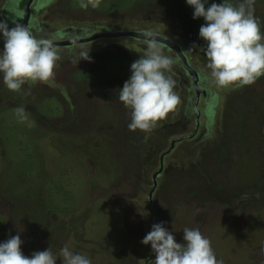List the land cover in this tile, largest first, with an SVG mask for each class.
<instances>
[{"label": "rangeland", "instance_id": "1", "mask_svg": "<svg viewBox=\"0 0 264 264\" xmlns=\"http://www.w3.org/2000/svg\"><path fill=\"white\" fill-rule=\"evenodd\" d=\"M58 9L61 20L93 32L104 25L169 31L202 74L211 122L201 97L196 129L191 79L175 52L161 46L175 61L168 74L180 103L150 132L129 130L130 110L116 96L148 44L130 36L58 48L54 77L21 92L0 78V242L20 231L29 257L69 245L92 264H153L151 246L141 241L164 223L178 243L185 228L200 229L223 264H264V77L219 86L205 68V21L193 19L186 0H98L87 8L63 0ZM46 12L43 20H59ZM254 16L264 31V0H256Z\"/></svg>", "mask_w": 264, "mask_h": 264}, {"label": "clouds", "instance_id": "2", "mask_svg": "<svg viewBox=\"0 0 264 264\" xmlns=\"http://www.w3.org/2000/svg\"><path fill=\"white\" fill-rule=\"evenodd\" d=\"M255 2L238 0L234 5L230 0H186L193 9V19L205 21L199 29L208 58L205 68L219 86L250 85L264 77V31L254 16ZM89 3L98 6V0H81V7L87 8ZM0 38V78L8 90L21 92L26 83L48 82L54 77L61 55L50 39L38 38L23 24L9 27L5 19H0ZM174 63L153 38L145 55L131 64L130 78L116 96L130 110L129 130L150 132L176 109L180 96L174 90L176 81L168 74ZM15 114L21 121L26 119L23 107ZM141 243L151 246L153 264H223L198 228H185L183 243H178L164 223H157ZM22 244L20 231L0 242V264H92L88 255L69 245L58 253L49 247L29 257L22 252Z\"/></svg>", "mask_w": 264, "mask_h": 264}, {"label": "flooded vegetation", "instance_id": "3", "mask_svg": "<svg viewBox=\"0 0 264 264\" xmlns=\"http://www.w3.org/2000/svg\"><path fill=\"white\" fill-rule=\"evenodd\" d=\"M29 0H5L4 3L2 4V17L3 19L7 20L8 23L10 24H22L23 21L25 20V16H27L26 23L25 25L28 26L31 31L33 32L34 35H36L38 38H45V39H50L53 44L58 48H64V49H71L75 47H80L83 44H90V43H96L97 40L100 39H111L114 40L115 38H121V37H126L129 35H113L115 33L119 32H126V31H133L132 29H125L126 27H118L114 29L112 26H102L101 31H95L93 32L91 28H88L86 26L87 24L83 25L80 22H77L76 20L70 19L68 21L61 20L63 17L59 16V4H62L63 0H32L26 7V4ZM65 1V0H64ZM43 8L47 11L46 14L50 13L49 15H57L58 13V21L55 20L54 18L43 20V17L41 16V10ZM61 18V19H60ZM82 24V25H80ZM54 25V27H53ZM93 32V33H92ZM144 32L148 33L146 30ZM149 34V33H148ZM149 36H156L161 37L162 39H165V41H168L170 43L169 46L165 43H160L161 46H163L166 49L173 50L175 54L182 60L180 54H182L185 57L187 66L193 70L194 72L197 73L198 76V82H197V87L193 84V79L194 77L188 72L185 64L182 62L184 69L187 73V75L191 79V83L194 89V93L196 95L195 103H194V111H196L197 117H196V129L199 127V110H198V102L200 101V98H205V103H206V108L205 112L207 115L206 121L208 123L211 122V115H212V105L213 101L208 98L209 93L208 91L199 85V82H202V74L195 70L193 67L188 62L187 56L185 51L183 50L182 43L180 40L176 37H173V34L169 33V31H159L155 30L152 33L149 34ZM133 37V36H130ZM133 38H138V37H133ZM142 39V38H139ZM146 41L147 43L149 40L147 39H142ZM68 42V43H67ZM100 47V46H96ZM112 61H118V59L114 58ZM125 69L124 67H122ZM195 129V130H196ZM174 142V141H173ZM172 142V146L173 143ZM169 152V149L166 150L161 156H160V167L163 166V160L165 155ZM163 168V167H162ZM160 169V168H159ZM163 169L156 175V177L153 176V185L151 190L155 188L156 185V178L160 175ZM158 171V170H157ZM156 171V172H157ZM155 175V174H154ZM155 182V184H154ZM152 191L150 192L152 194ZM149 201V200H148ZM152 251V249H150ZM149 251V252H150ZM151 254L149 253V257ZM147 262V261H146Z\"/></svg>", "mask_w": 264, "mask_h": 264}, {"label": "water", "instance_id": "4", "mask_svg": "<svg viewBox=\"0 0 264 264\" xmlns=\"http://www.w3.org/2000/svg\"><path fill=\"white\" fill-rule=\"evenodd\" d=\"M30 1H32V0H29L28 2H27V4H26V7L28 6V4L30 3ZM26 19H27V16H25V20L23 21V25H25V23H26ZM113 35H129V36H133V37H138V38H142V39H147V40H150V39H156V40H158V41H160V42H162V43H165V44H167V45H169V46H172V45H170V43L168 42V41H165V39H162L161 37H157L156 38V36H149V34L148 33H146V32H144V31H126V32H119V33H115V34H113ZM68 43V42H67ZM180 56H181V58H182V61H183V63L185 64V66H186V68H187V70H188V72L194 77V79H193V84L197 87L198 85H197V82H198V76H197V73L196 72H194L193 70H191L188 66H187V63H186V60H185V57L182 55V54H180ZM161 169H162V167H160V169L155 173V175H154V177H156V175L161 171ZM154 184H155V182H154ZM148 202H149V204H150V207H149V209L151 210V202H152V194L150 193L149 195H148ZM153 220H152V224H153ZM152 252L150 251V254H151ZM145 264H147V262H145Z\"/></svg>", "mask_w": 264, "mask_h": 264}, {"label": "trees", "instance_id": "5", "mask_svg": "<svg viewBox=\"0 0 264 264\" xmlns=\"http://www.w3.org/2000/svg\"><path fill=\"white\" fill-rule=\"evenodd\" d=\"M2 110H0V114H1Z\"/></svg>", "mask_w": 264, "mask_h": 264}]
</instances>
